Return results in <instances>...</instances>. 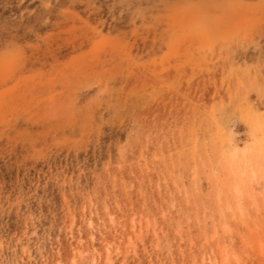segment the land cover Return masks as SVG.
Here are the masks:
<instances>
[{"label":"rangeland","instance_id":"1","mask_svg":"<svg viewBox=\"0 0 264 264\" xmlns=\"http://www.w3.org/2000/svg\"><path fill=\"white\" fill-rule=\"evenodd\" d=\"M0 264H264V0H0Z\"/></svg>","mask_w":264,"mask_h":264}]
</instances>
